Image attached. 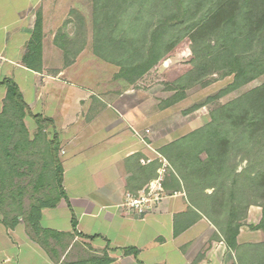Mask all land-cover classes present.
I'll use <instances>...</instances> for the list:
<instances>
[{
	"label": "crops",
	"instance_id": "crops-1",
	"mask_svg": "<svg viewBox=\"0 0 264 264\" xmlns=\"http://www.w3.org/2000/svg\"><path fill=\"white\" fill-rule=\"evenodd\" d=\"M72 3L0 0V113L7 102L3 81L11 80L28 108L13 124L23 125L24 133H18L28 142L29 135L35 141L49 138V153L57 143L65 191L41 207L32 224L26 215L33 203L24 211L20 190L6 178L0 181V264H98L105 257L111 259L107 264H236L235 253L185 192L164 189L167 171L158 169L165 158L151 133L153 91L115 77V67L95 59L91 67L84 55L65 63L59 43L67 37ZM37 14L41 25L35 31ZM40 131L47 133L43 139ZM49 162L50 174V156ZM73 166L91 181L87 192L71 193L64 183ZM10 168L4 169L7 175L20 172ZM158 181L162 197L154 204L141 210L127 205L129 196ZM261 214L260 206H249L238 244L259 232L248 225L258 224ZM127 248L136 254H126Z\"/></svg>",
	"mask_w": 264,
	"mask_h": 264
},
{
	"label": "trees",
	"instance_id": "trees-1",
	"mask_svg": "<svg viewBox=\"0 0 264 264\" xmlns=\"http://www.w3.org/2000/svg\"><path fill=\"white\" fill-rule=\"evenodd\" d=\"M91 2L94 52L118 66L115 77L123 78L130 85L140 88L139 80L155 70L162 60L186 45L193 46L187 53L188 70L172 81L162 80L164 90L173 93L162 101L161 109L183 99L187 88L208 85L207 75L233 76L231 83L208 99V103L264 74V0ZM40 25L41 17L37 14L35 31ZM200 39L204 45H199ZM59 45L66 55V64L72 63L81 50L73 51L68 57L66 43L61 41ZM3 83L7 86V102L0 113V151L5 154H0V165L11 156L7 153L9 148L18 152L29 144L23 134V125L13 124L26 116L28 108L18 87L11 80ZM197 108L194 106L192 110ZM210 118L202 129L158 150L171 167L163 186L169 192L182 189L191 205L215 226L218 240L235 253L236 264H242L237 237L245 225L249 206H260L262 214L259 223L250 224L248 228L264 231V202L249 198L264 200V169L251 173V164L237 171L235 159L237 152H242V158H249L253 166L264 163V82L218 105L210 111ZM51 144L48 156L52 165L55 164L52 175L58 194L52 198H38L30 205L26 218L32 224L41 207L50 206L65 196L57 143ZM202 153L204 158L200 157ZM16 156L15 153L12 157ZM49 163V157L43 160V172H39L38 180L48 173ZM6 176V170L0 166V181ZM136 251L125 249L126 254H136ZM110 261L105 257L98 264Z\"/></svg>",
	"mask_w": 264,
	"mask_h": 264
},
{
	"label": "rangeland",
	"instance_id": "rangeland-1",
	"mask_svg": "<svg viewBox=\"0 0 264 264\" xmlns=\"http://www.w3.org/2000/svg\"><path fill=\"white\" fill-rule=\"evenodd\" d=\"M67 17V37L62 40L68 46L69 55L67 56L69 57L71 55L70 53L81 48L74 60H76L79 55H84L88 58V63L91 67V63L94 62L93 59H95L96 62L107 65V67H110V69L115 67L118 72V66L102 57L97 56L94 52L92 38L93 18L91 0H73L72 5L69 7ZM198 43L199 45H204L203 39H200ZM192 48L193 46L186 45L183 50L181 49L169 58L162 60L155 70L143 76L138 82L139 86H141L140 88L146 87V89H151L154 94V122L151 128V133L153 134L155 150L160 151L161 149H164L167 144L173 141H178L182 137L197 129H202L211 120L210 111L212 109L236 98L243 92L250 90L264 82V74H262L238 90H235L221 98L210 100L207 103L208 99L216 95L221 89L231 83L233 79L232 75L220 77L219 74L213 73L206 76V79L210 81L208 85H194L187 88L185 90V97L183 99L170 107L161 109L160 105L162 104V101L173 93L164 90L163 81H172L175 78L182 76V74L188 70L187 67L190 65H188L189 62L187 53ZM65 56L66 55L63 52L64 61ZM96 68L97 66H95V69ZM194 106H198V108L192 110ZM16 132H18V129H16ZM40 132L41 134L37 133L38 138L43 139V137H46V132ZM43 133H45L44 136ZM28 138L30 140L29 144L20 148L18 152L9 148L7 153H9L11 156L2 161L0 165L3 169H8V167H11L10 169L12 170L14 169L20 171L6 176L5 180L12 181L15 184V191H18V189L20 190L19 193H21V196L19 195L18 199L21 202L20 206L24 208V211L26 212L28 211L29 204L35 203L36 199L52 198L58 194L52 175L53 165L50 167L52 172L50 174H44V176L41 177L42 179L38 180L39 172H43V160L49 157V138H45L46 141H35L33 140V135H29ZM10 143L12 144V141ZM11 144L9 146H11ZM15 153L17 156L12 157ZM0 154H2V156L5 155L1 151ZM262 154L264 156V150ZM241 155H244V153L237 152L235 159L237 171H241L247 166L250 167L249 165L251 164V173L264 169V163L253 166V161H251L249 158H242ZM204 156V153L200 155L201 158H204ZM151 169L153 173H155L157 170L156 161L152 163ZM170 172L171 167L169 166L167 173L165 172L163 174V178L165 179ZM64 183L69 186V192L77 194L87 192L88 187H92L88 176L81 172L80 167L74 166L70 167L64 174ZM210 191V189H207V192ZM167 193L171 192L167 191ZM249 198L251 201L264 202V200L261 198H256L253 196ZM249 238V243L245 242L244 239L240 244L239 251L240 258L243 261L242 264H264V231L259 230L257 234L251 235ZM73 257L74 255L71 252L68 258L72 259Z\"/></svg>",
	"mask_w": 264,
	"mask_h": 264
},
{
	"label": "built area",
	"instance_id": "built-area-1",
	"mask_svg": "<svg viewBox=\"0 0 264 264\" xmlns=\"http://www.w3.org/2000/svg\"><path fill=\"white\" fill-rule=\"evenodd\" d=\"M169 163L164 159L162 166L158 169L159 173L162 174L169 168ZM162 197V187L160 181L151 182L137 197L129 196L127 199V205L130 207H138L141 205L149 206L154 204L155 201ZM141 210V209H140Z\"/></svg>",
	"mask_w": 264,
	"mask_h": 264
}]
</instances>
